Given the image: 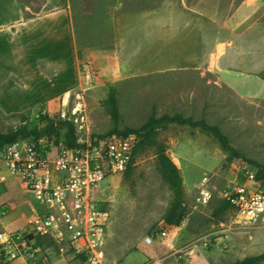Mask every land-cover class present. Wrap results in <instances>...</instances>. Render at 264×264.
I'll return each instance as SVG.
<instances>
[{"label": "rangeland", "instance_id": "rangeland-1", "mask_svg": "<svg viewBox=\"0 0 264 264\" xmlns=\"http://www.w3.org/2000/svg\"><path fill=\"white\" fill-rule=\"evenodd\" d=\"M19 1L27 12L36 13L45 0ZM225 1L72 0L82 63H75L65 102L50 114L0 122V131L20 124L40 129L42 117L60 119L61 111H71L81 95L88 129L77 131V138L94 141L113 128L101 106L113 86L118 93L120 130L140 128L153 114L203 119L219 126L232 146L264 167V109L209 83L207 69L217 32L210 4L222 9L218 16L223 21ZM212 18H218L217 13ZM63 136L61 130L59 140L46 143L57 147ZM159 145L183 179L186 219L178 227L163 224L173 193L159 172ZM233 159L199 129L176 124L160 128L154 143L137 152L129 174L107 175L89 193L91 205L109 213L101 247L103 264H232L263 253L264 218L243 225L233 210L216 216L224 189L233 180ZM0 175H8L2 161ZM202 188L209 191L207 203L199 200ZM3 190L8 192L0 199V234L21 233L39 204L18 179L10 178ZM32 239L35 257L17 264L86 261L68 234L60 239L40 235Z\"/></svg>", "mask_w": 264, "mask_h": 264}, {"label": "crops", "instance_id": "crops-1", "mask_svg": "<svg viewBox=\"0 0 264 264\" xmlns=\"http://www.w3.org/2000/svg\"><path fill=\"white\" fill-rule=\"evenodd\" d=\"M225 5L222 21V9L210 4V14L217 13L219 19L211 17L217 32L207 69L209 83L264 109V0H226ZM27 11L19 0H0L4 123L57 110L71 91L75 63H82L72 0H45L40 12ZM7 192H0V199Z\"/></svg>", "mask_w": 264, "mask_h": 264}, {"label": "built area", "instance_id": "built-area-1", "mask_svg": "<svg viewBox=\"0 0 264 264\" xmlns=\"http://www.w3.org/2000/svg\"><path fill=\"white\" fill-rule=\"evenodd\" d=\"M58 120L73 123L77 131L88 129L81 95L71 111H61ZM46 141L30 137L0 151V161L8 171V175H0V188L10 178L18 179L39 204L26 230L0 234V264L34 258L32 236L60 239L65 234L85 254L84 264H103L101 247L109 213L95 209L89 193L107 175L127 170L140 137L77 138L74 147L65 146L63 141L51 147ZM232 170L233 180L224 189L223 198L243 225L254 224L264 218V180H258L257 169L241 158L233 159ZM209 199L208 189L202 188L199 200L207 203Z\"/></svg>", "mask_w": 264, "mask_h": 264}, {"label": "trees", "instance_id": "trees-1", "mask_svg": "<svg viewBox=\"0 0 264 264\" xmlns=\"http://www.w3.org/2000/svg\"><path fill=\"white\" fill-rule=\"evenodd\" d=\"M38 13V12H36ZM101 106L109 114L113 128L104 136L122 135L128 136L136 134L140 137L139 143L136 145L130 163L128 165L126 173L131 172V168L137 152L146 145L154 143V137L160 128H164L170 124H176L180 126H188L190 128L199 129L202 132L212 136L220 144L222 149L227 152L231 158H241L245 162L251 163L257 169V179L264 180V167L252 160L245 157L244 154L239 152L234 146H232L228 136L217 125H212L205 120H194L192 117H186L182 114L175 113L173 115L164 114L160 117L151 115L146 123L140 128L131 129L125 128L120 130V111L118 104V93L115 87L109 86L107 96L105 100L101 102ZM23 117V116H21ZM64 130L63 144L67 147H74L77 144V130L73 123L68 121H61L53 117H42L41 128L31 129L27 125L20 124L16 129L9 130L7 132L0 131V151L5 147L23 139H29L34 137L35 139L45 138L60 139V132ZM158 166L159 172L163 180L167 183L170 190L173 193L172 203L163 218V224L168 227H178L186 219L185 207H184V193H183V179L180 174L178 166L168 156L165 147L163 145L158 146ZM4 186L0 188V192H3ZM232 210L231 205L227 201H223V205L216 211V216H221L227 210ZM32 239V237H30ZM85 259L84 256H82ZM264 262V252L253 257H246L242 260L233 262L232 264H261Z\"/></svg>", "mask_w": 264, "mask_h": 264}]
</instances>
